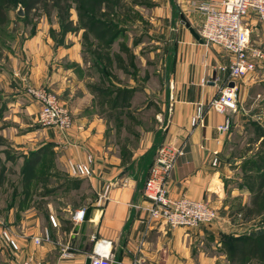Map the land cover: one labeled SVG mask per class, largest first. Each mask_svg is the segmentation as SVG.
<instances>
[{"label":"crops","instance_id":"1","mask_svg":"<svg viewBox=\"0 0 264 264\" xmlns=\"http://www.w3.org/2000/svg\"><path fill=\"white\" fill-rule=\"evenodd\" d=\"M204 1L206 0H177L176 3L180 4L181 8L188 7V11L194 13L192 16L195 23H199L201 27L204 17L195 8ZM245 26L249 34L257 38V44L263 45L264 48V24L260 23L256 16L249 14ZM176 31L180 40L175 48L171 73L166 78L167 109L162 111L164 122L143 144V150L130 154L129 161H122L114 148L106 144L103 124L97 121L88 125L83 123L86 120L78 121L76 128H73L68 136V143L64 146L55 143L57 134L55 136L51 130L32 131V128L36 129L32 127V123L35 125L33 118H36L38 110L22 92V86L33 85L31 84L33 76H39L37 72L41 77L34 82L35 85L62 79L68 69L63 67L60 61L68 63L70 50L58 47L53 50L56 53L51 54L54 43L48 39V32L44 30L37 31L32 39L22 45L27 53L30 49L38 52L41 49L45 51L50 49V59L47 62V54L43 55L42 65L39 66L41 58L33 56V69L31 68L30 73L32 76L29 79H23L24 73L21 68H11L16 79L14 84L0 77V105L3 110L0 136L4 138L5 143L7 142L4 147L28 143L25 147L32 149L30 141L51 143L52 146L58 147V159L63 166L69 163H88V158H91L89 166L92 175L89 178L75 181L68 173L61 176L66 182V187H72L73 182L78 181L80 182L78 185L84 181L86 184L89 183L93 199L82 209L84 219L80 224L72 222V213L65 208L59 213L49 205L47 208L44 207L43 212L27 211L29 209L13 206L12 213L5 223L10 227L9 232L19 251L14 255L9 247L3 249L6 261L12 264H19L24 260L36 264H87V259L99 243L106 241V249L112 255L111 264H133L135 261L139 264H229L224 253L216 252V247L222 246L221 236L231 233L229 226L222 227L224 224L216 221L195 229H170L162 222L149 221L147 216L148 202L144 198L143 187L150 165L145 169L143 158L157 139V150L161 146L182 147L184 150V155L178 158L169 178L170 196L205 202L217 213L221 210L227 211L223 200L228 192L225 181L231 175L227 167L228 128L220 132L219 127L225 122H228L229 127L231 114L234 112L219 114L210 109L208 103L229 83L230 59L221 48L199 43L188 29ZM75 46L71 45L73 49ZM81 60L76 58L69 61L81 65ZM46 63L47 65L42 67ZM263 65L260 63L258 68ZM247 78L238 82L239 89ZM197 112L199 118L194 123ZM8 122L9 124H6ZM57 138L59 139L58 136ZM16 148L18 151L20 148L23 149ZM153 162L152 156L150 164ZM140 166L143 169L137 175ZM37 193L31 190L29 199ZM44 193H47V190ZM19 195L24 198L23 189ZM103 195L104 200H100ZM234 195L235 193L231 192V196ZM11 223H15L14 226H11ZM45 234L49 235L48 242L34 244V238H42ZM233 236L240 234L233 233ZM1 244L0 242V248L3 247ZM65 253L67 257L64 256Z\"/></svg>","mask_w":264,"mask_h":264},{"label":"rangeland","instance_id":"2","mask_svg":"<svg viewBox=\"0 0 264 264\" xmlns=\"http://www.w3.org/2000/svg\"><path fill=\"white\" fill-rule=\"evenodd\" d=\"M122 2L124 8L119 11L122 31L111 46L102 48L98 47L99 42L91 36L87 38L83 36L84 30L79 28L73 10L69 12V18L75 24V32L63 35L54 13L47 18L42 14V11L37 10L23 18L25 13L23 8L14 5L8 10L7 24L0 29V77L4 80L8 79L9 83L14 84L16 79L13 77L12 69L21 68L25 77L23 79H29L32 76L30 73L33 69V56L41 58L38 62V65L41 66L43 55L47 54L48 62L50 53L55 54L56 52L53 50L56 48L69 49L68 63L60 61V64L62 63L63 67L68 69L62 79L35 85L34 82L41 77V74L37 72L39 76H33L31 83L33 85L22 86V92L30 99V104L37 108L38 114L40 103L33 92L54 95L59 106L69 115L71 128L68 133L62 135L53 128L38 124L37 114L36 118H33L35 125L32 123V127L34 126L36 129L32 128V131L51 130L55 136L57 134L59 137L58 139L56 136L55 143L58 142L64 146L65 143H68V136L72 129L76 128L78 121L86 120L83 121L84 125L95 124L97 121L103 124V137L106 144L114 148L122 161H129L130 154L143 150V144L150 139L152 133L157 132V128L164 122V112L162 113V111L167 109L165 101L166 78L171 73L175 48L180 40L176 30L187 29L183 24L187 22L199 36L200 26L193 19L194 13L188 11L186 6L181 8L180 4L177 5V0H138L135 4L132 0H122ZM132 3L133 5H131ZM182 17L185 21L181 19ZM39 30L48 32V39L54 43L51 47L52 51L41 49L38 52L30 49L27 53L22 45L25 44V41L32 39ZM249 36L251 45L264 50L263 45L257 44L256 37H252L250 34ZM72 44L76 45L74 49L71 47ZM97 50L103 54L102 58L94 54ZM69 57L82 59V64H74V61L71 63ZM65 58L64 60H66ZM96 63L97 66H95ZM46 65L47 63L42 67ZM81 66L83 67L80 68ZM35 67L38 68V66ZM92 85L108 90H113L116 87L119 90H129L131 96L128 106L118 110L111 109L110 103L115 98V93H111L110 98L102 97V100L96 92L92 91ZM240 87V89L238 87L237 93V110L231 114V123L227 131V140L229 141L227 167L231 173L230 178L225 181L228 192L223 202L227 206V211L221 210L220 214L214 209L217 214L215 222L219 221V224H224L222 227L229 226L230 236H233V233L244 235L264 231V206L260 215L249 212V209L253 208L251 201L254 194L248 188L249 184L256 183L257 174H259L249 166L248 161L260 160L264 154V65L245 79ZM0 137L2 138V136ZM157 137H159L158 133ZM42 143V141H30L32 149L25 147L28 143L16 146L22 147L23 149L20 148V150L25 153L18 151L13 146H0V160L5 167L4 183L0 187V231L2 228L10 230L5 222L8 220L9 214L12 213L13 206L29 209L27 211L43 212L44 207L47 208L49 205L56 212L60 213L61 209L65 208L73 213L87 207L93 199V195L90 193L91 187L88 185L89 183L86 184V181L81 185H78L79 181L73 182L72 187H66L62 174L68 173L75 181L81 178L72 175L68 164L63 166L59 162V149L56 145ZM33 144H35L34 147ZM39 150H45L46 154L43 152L44 155L41 157V163L37 166L36 172L48 175V177L47 180L41 179V181L37 180L32 185L30 184L29 188L38 193L25 202V199L19 195L20 190L23 189L21 180L23 157ZM4 151L9 153V158L6 156L7 160ZM156 153L157 150L153 159H155ZM9 159L11 160L9 161ZM84 165L88 166V163L86 162ZM140 171H142L141 167L139 172H135L138 175ZM46 190L47 193H44ZM231 192H234L235 195L231 196ZM100 200H104V198L102 197ZM68 216L70 215L68 214ZM14 224L10 225L14 226ZM0 242L1 246L3 245L0 248V264H12L6 261L7 257L5 258L2 253L7 246L1 239ZM216 252L224 253L222 246L216 247ZM11 255L13 256V254Z\"/></svg>","mask_w":264,"mask_h":264},{"label":"built area","instance_id":"3","mask_svg":"<svg viewBox=\"0 0 264 264\" xmlns=\"http://www.w3.org/2000/svg\"><path fill=\"white\" fill-rule=\"evenodd\" d=\"M196 11L204 17L199 30V37L205 46H217L229 56V83L220 90L217 97L211 99L208 107L213 111L224 114L237 110V84L245 77L254 74L259 64H264V52L254 47L249 41V32L245 26V19L253 14L264 24V0H206L196 5ZM233 86H230V84ZM40 103L38 124L55 129L60 134L68 133L70 117L58 104L54 95L44 92H33ZM198 112L193 122H197ZM228 122L219 131H226ZM184 155L182 147L161 146L149 169L144 182L143 195L148 202L147 216L149 221L162 222L170 229H195L210 225L217 218L216 211L207 203L188 198H173L169 194L168 183L178 158ZM91 159H88V166ZM72 175L77 178H88L91 174L90 166L69 163ZM105 198V196H102ZM100 197V198H102ZM84 219V210H77L71 214V220L80 224ZM0 239L15 255L19 247L8 229L2 228ZM49 235L34 238V244L48 242ZM107 242L101 241L93 254L89 256L92 264H111L112 255L106 249ZM67 257V253L64 254ZM19 264H36L31 261H21ZM133 264H139L135 261Z\"/></svg>","mask_w":264,"mask_h":264},{"label":"trees","instance_id":"4","mask_svg":"<svg viewBox=\"0 0 264 264\" xmlns=\"http://www.w3.org/2000/svg\"><path fill=\"white\" fill-rule=\"evenodd\" d=\"M138 0H132L135 4ZM133 3L131 5H133ZM14 5H19L24 10L23 18H26L32 11L40 10L47 18L52 13L59 21L61 33L75 32V24L69 18V12L74 11L79 28L84 30V37L91 36L99 42L98 47H109L121 33L119 15L124 8L122 0H0V29L7 24V14ZM106 49V48H105ZM101 50V49H100ZM98 50L94 52L96 56L102 58ZM97 66V63L95 64ZM92 91L96 92L98 97L110 98L111 93H115V98L110 103V108L118 110L128 106L131 92L127 89L119 90L117 87L113 90L104 89L97 85L91 86ZM2 111V110H1ZM0 111V113H1ZM5 140L0 137V146L5 145ZM158 139L144 156L145 169L150 164L151 157L157 150ZM46 149V148H45ZM45 150L31 152L23 157L21 168V180L23 185L25 202L29 199L31 190L29 188L34 181L47 180L48 175L39 174L36 168L41 163V157L46 154ZM5 158H9V153L4 151ZM6 158V160H7ZM11 159H9L10 161ZM254 171L258 172L256 183L249 184L248 188L254 194L249 209L254 215L262 214L264 206V154L260 160L248 161ZM141 167V166H140ZM147 174L148 175V170ZM141 169H143L141 167ZM5 167L0 160V187L4 183ZM24 203V202H23ZM222 248L229 264H264V231L258 233L230 236L222 235Z\"/></svg>","mask_w":264,"mask_h":264},{"label":"water","instance_id":"5","mask_svg":"<svg viewBox=\"0 0 264 264\" xmlns=\"http://www.w3.org/2000/svg\"><path fill=\"white\" fill-rule=\"evenodd\" d=\"M20 14L22 15L23 12L21 11ZM181 19L184 20L183 17H182ZM184 21H185V20H184ZM183 24H184L185 27L189 30V32H190L191 35L195 38V40H197L199 43L202 44V41L200 40L198 34H197V33H196V32L190 27V25H189L187 22H184ZM230 86H233V84L231 83ZM86 262H87V264H90V258H88Z\"/></svg>","mask_w":264,"mask_h":264},{"label":"bare ground","instance_id":"6","mask_svg":"<svg viewBox=\"0 0 264 264\" xmlns=\"http://www.w3.org/2000/svg\"><path fill=\"white\" fill-rule=\"evenodd\" d=\"M97 249H99V248H97Z\"/></svg>","mask_w":264,"mask_h":264}]
</instances>
